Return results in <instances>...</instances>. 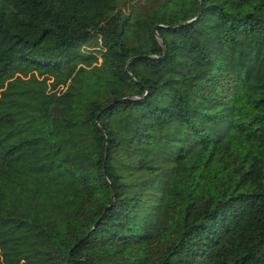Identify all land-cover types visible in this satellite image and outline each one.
Returning <instances> with one entry per match:
<instances>
[{"label":"trees","instance_id":"trees-1","mask_svg":"<svg viewBox=\"0 0 264 264\" xmlns=\"http://www.w3.org/2000/svg\"><path fill=\"white\" fill-rule=\"evenodd\" d=\"M0 264H264V0H0Z\"/></svg>","mask_w":264,"mask_h":264}]
</instances>
